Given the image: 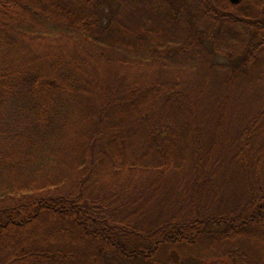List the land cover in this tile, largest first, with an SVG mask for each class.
<instances>
[{"label":"trees","instance_id":"16d2710c","mask_svg":"<svg viewBox=\"0 0 264 264\" xmlns=\"http://www.w3.org/2000/svg\"><path fill=\"white\" fill-rule=\"evenodd\" d=\"M260 85L264 0H0V264H264Z\"/></svg>","mask_w":264,"mask_h":264},{"label":"rangeland","instance_id":"374dc122","mask_svg":"<svg viewBox=\"0 0 264 264\" xmlns=\"http://www.w3.org/2000/svg\"><path fill=\"white\" fill-rule=\"evenodd\" d=\"M248 1V0H247ZM253 1V0H251ZM246 4V3H245ZM261 91L262 93L264 92L263 91V88L262 86L260 85L256 90H254V94H251L250 97H255V98H258V99H261L263 95H260L261 94ZM257 94V95H256ZM254 99V98H253ZM256 99V100H258ZM175 252V255H183L181 252L179 251H174ZM187 253V252H186ZM185 253V254H186ZM193 253V251H188L187 255L188 254H191ZM174 255V254H173ZM193 259V258H191ZM203 262V263H202ZM202 262H199L200 264H231V260L227 257H224V258H219L218 260H215V259H210V260H203Z\"/></svg>","mask_w":264,"mask_h":264},{"label":"water","instance_id":"95a60500","mask_svg":"<svg viewBox=\"0 0 264 264\" xmlns=\"http://www.w3.org/2000/svg\"><path fill=\"white\" fill-rule=\"evenodd\" d=\"M242 0H229V2L231 3V4H238V3H240Z\"/></svg>","mask_w":264,"mask_h":264}]
</instances>
